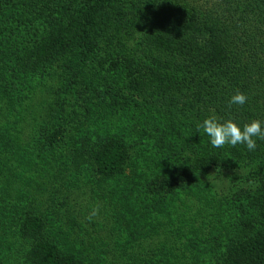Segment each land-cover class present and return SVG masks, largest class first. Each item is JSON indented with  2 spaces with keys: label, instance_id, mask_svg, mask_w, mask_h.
<instances>
[{
  "label": "trees",
  "instance_id": "1",
  "mask_svg": "<svg viewBox=\"0 0 264 264\" xmlns=\"http://www.w3.org/2000/svg\"><path fill=\"white\" fill-rule=\"evenodd\" d=\"M78 1L0 0V187L9 182L11 194L0 201V264L6 261V249L1 250L4 237L12 243L13 253L23 252L22 256L11 254L19 264H112L115 258L130 264L131 259L115 252L109 256V251L106 259L104 251L98 250L105 246L101 237L91 240L88 234L77 233L72 239L70 232L64 241L54 226L46 229L41 216L30 213L21 218L23 211L15 197L27 167L38 172L59 158L58 154L65 157L63 165L67 167L74 150L80 164L94 176L125 175L128 168L131 174L143 175L151 194L141 192L137 197L143 206L147 203L143 197L146 201L156 198V211L166 196L172 198L187 185L200 182L203 193L194 203L197 213L209 223L205 228L215 233L222 224L230 226L228 249L221 250L218 261L205 264H264V141L257 140L255 151L240 144L215 148L208 135L198 131V125L213 114L221 122L231 119L241 127L253 119L264 123V0ZM133 26L150 31L159 56L148 67L157 77L134 75L128 82L131 89L143 92L150 87L155 91L150 99H142L159 111L145 120L150 123L144 131L151 143L147 151L154 156L145 159L143 154L140 159L138 150L125 140L93 138L90 132H81L79 144L73 142L74 149L69 144L64 148L61 143L68 142L63 140L60 124L42 127L41 120L37 122L30 114L49 108L45 102H34L36 93L43 91L41 83L51 73L49 65L73 48L75 62L70 65L99 76L97 69L105 62L100 57L102 42L117 36L121 27ZM237 90L246 94L248 101L229 107ZM13 97L20 99L12 101ZM28 125L39 143L35 157L30 149L18 152L23 150L18 146L20 134ZM14 140L20 142L12 150ZM224 167L242 170L237 178H231L248 181L244 190L232 194L226 208L220 203L222 196L204 183L210 173ZM165 202L163 210L172 206L170 199ZM130 212V216L123 215L139 234L146 225ZM90 243L98 247H86ZM165 243L162 251L172 252V246ZM158 258L143 264H166L168 256Z\"/></svg>",
  "mask_w": 264,
  "mask_h": 264
},
{
  "label": "rangeland",
  "instance_id": "2",
  "mask_svg": "<svg viewBox=\"0 0 264 264\" xmlns=\"http://www.w3.org/2000/svg\"><path fill=\"white\" fill-rule=\"evenodd\" d=\"M148 31L135 26L128 29L121 27L118 33H115L117 34L114 35L115 39L108 37L106 42L104 38L100 57L105 62L97 69L99 76L90 74L91 70L83 67H72L70 62H75L74 49H69L61 58H57L49 65L47 71L50 70L51 73L47 80L41 83L43 91L36 93L38 97L34 102H45L49 108L42 109V113L30 114L34 115L33 118L37 122L41 120L39 124H42V127L52 123L60 124L63 140L68 142L61 143L64 148L69 144L70 149H74L73 142L77 141L79 144L77 137L82 134L81 132H90L89 135L93 138L113 137L125 140L129 147L138 150L139 158L143 157V154L146 155L145 159L152 158L154 153L147 151L151 143H148L144 134L150 123L145 120L147 116L157 114L159 111L151 105L144 104L143 100L150 99L148 96L155 91L150 87L143 92L131 89L128 83L130 80L133 81L134 75L140 77L151 73L157 77L156 72L152 73L150 63L155 62L159 56ZM115 58L117 61L114 63ZM153 58L155 60H152ZM12 60L13 57L9 59ZM68 78L72 82H69ZM156 86L160 89L159 81ZM15 99L20 98L13 97L11 100ZM21 102L23 101L17 104L23 106ZM136 123L139 124L136 126ZM30 131L28 125L20 134L21 143L13 141L12 150L16 149L18 144L23 148L18 152L28 153L27 149H30L31 157H35L39 143L36 141V135ZM56 156L62 159L56 158L50 164L46 163L38 172L27 167L28 172L24 173L22 184H19L22 188L17 198L15 197L23 211L21 218L30 213L41 216L46 229L49 225L54 226L56 234L64 241H68L66 237L70 232L72 239H75L77 233L88 234L91 240L101 237L104 247H98L95 243H90L86 247L92 249L98 247L99 251H104L106 259L109 251V256L115 252L122 258L131 259L130 264H143L150 258L157 257L161 260L164 255L168 256L166 264H199L201 260H203L201 264H205L209 261H218L221 259L219 256L221 250L228 249L227 232L230 231V226L222 224L218 232L215 230L214 233L211 228H205L210 227L209 223L196 211L197 204L194 201L203 193L200 182L198 186L187 185L183 192L177 191L172 198L166 196L160 203L161 208L168 204L165 202L168 199L171 200L172 206L156 211V198L150 197L146 201L143 197V201L147 202L143 206L137 197L141 192L151 194L150 190H147L148 185L143 175L131 174L128 168L124 171L125 175L119 173L104 179L97 174L94 176L93 172L80 164L77 150L72 152L67 167L63 165V162H67L65 157L59 154ZM170 166L176 167L175 164ZM45 167H48V170L44 169ZM241 171L224 167L214 170L204 181L213 193L222 196L220 203L225 208L229 206L232 194L244 190L247 186L248 181L231 178V176L237 178L236 174ZM8 184L6 181V186L0 187L1 202L2 199L10 198ZM96 205L100 206V215L89 222L86 217L90 209ZM130 211L135 212L138 219L146 225L139 234L134 230L128 216L123 215L124 212L130 216L132 214ZM0 216H3L2 210ZM173 221L176 225L172 224ZM186 225L187 228H183ZM184 233L188 234L187 238ZM4 238L1 250L6 249V261L3 259L4 262L1 264H19L18 259L12 255L22 256L23 252L13 253L12 243L8 237ZM165 242L172 246V252L162 251L163 246L167 245ZM112 264L122 263L120 259L115 258Z\"/></svg>",
  "mask_w": 264,
  "mask_h": 264
},
{
  "label": "clouds",
  "instance_id": "3",
  "mask_svg": "<svg viewBox=\"0 0 264 264\" xmlns=\"http://www.w3.org/2000/svg\"><path fill=\"white\" fill-rule=\"evenodd\" d=\"M248 101V96L243 92L236 91L229 100V107L232 105L243 106ZM202 129L210 138V143L215 148H223L225 145L232 147L238 144L244 145L247 150L255 151L257 140L264 141V123L253 119L242 127L231 119L221 122L216 115L206 117L198 125V131ZM100 215V206H93L86 219L91 222Z\"/></svg>",
  "mask_w": 264,
  "mask_h": 264
}]
</instances>
